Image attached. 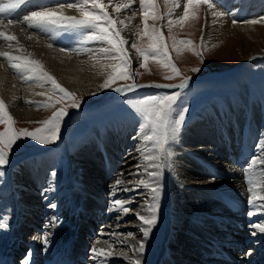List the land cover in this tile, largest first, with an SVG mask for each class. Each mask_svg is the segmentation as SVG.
I'll return each instance as SVG.
<instances>
[{
  "label": "bare ground",
  "instance_id": "1",
  "mask_svg": "<svg viewBox=\"0 0 264 264\" xmlns=\"http://www.w3.org/2000/svg\"><path fill=\"white\" fill-rule=\"evenodd\" d=\"M213 1L222 10L231 13V17L235 16L241 21L264 16V0ZM55 2L32 0L33 5H51ZM125 2L114 0V3L122 5ZM136 2L132 0L131 8L121 10L132 12V17L114 18L123 20L127 25L117 23L121 36L127 41L125 48L129 56L133 49L131 45L138 40L139 28L136 24L143 17V12H137L134 7ZM220 8L217 7L219 11ZM107 9L114 12L112 6H107ZM32 10L38 9L29 5L25 14ZM198 13V19L186 23L189 27L200 24L198 38L216 43L214 48L261 34L256 31V26L248 27L243 23L234 25L230 16L217 17L213 23L214 18L205 6ZM63 15L79 16V13L76 9H65ZM0 19H3L2 15ZM0 30L15 35L18 40V43L11 42L12 47L0 40V51L20 56L31 54L28 58L39 60L45 70L75 96L100 93L105 89L100 85L107 73L111 72V62L106 59L107 54L101 51L107 47L103 42L81 43L80 37L63 30L41 32L22 23L9 26L6 20L0 25ZM20 48L23 51H18ZM263 53L255 48L243 55V61ZM50 96H53L50 84L24 79L21 73L10 67L6 58L0 57V98L11 116L32 122L40 116L38 112H42L43 107L38 108L37 105L48 103ZM242 99L235 105L230 99L219 101L217 105L211 103L200 113L198 119H203L200 121L202 123L193 122L171 145L172 152L177 151L178 155L171 158V168H163L158 181L148 175L154 169L143 158L152 145H147L139 156L135 151L137 139L134 137V126L122 127L115 122L107 126L105 132L96 130V134L89 138L91 143L79 150L78 157L73 158L71 154L70 182L66 183L50 174L51 157L42 159V164L36 161L31 165L23 164L20 167L29 174L31 168L39 169L38 175L31 174L27 178L23 174H15L10 189L0 194V228L3 227L0 229V251L4 249L15 256V264H25V261L28 263L32 259L37 264H134L136 259L146 264L148 256L145 257L144 250L139 252L140 243L146 248L147 238L143 236V229L139 230L143 236L140 242L116 233L127 227L121 226L124 220L138 218L135 213L145 215V212L141 213L142 209L146 210V206L151 204V199H148L151 188L138 184L139 180H144L152 186L169 185L171 207L175 209L174 206L178 205L184 209L183 213L178 214L179 221L182 220L179 226L175 227L174 222L171 226V222L168 223V239L159 264H264V234L249 226L252 221H260L261 217L259 214L248 215L253 208L248 203L250 193L245 175L251 166V159L262 153L259 145L264 142V109L254 103L250 105L252 100L245 92ZM224 111L232 112L222 115ZM211 115H218V118L208 120ZM96 157L97 162H94ZM100 159L101 163L98 164ZM260 172L261 166L258 165L252 169L251 175L257 178ZM117 180L122 183L117 185ZM170 182L180 185L182 197L172 195ZM113 190L115 196L112 195ZM116 198L130 201L126 206L135 210L139 208V211L132 210L125 214L111 210V203ZM51 204H55L56 208L50 207ZM188 209L193 213L186 216ZM187 219L189 222L182 226ZM113 226H117V229H112ZM86 231L90 233L89 238ZM252 231L257 234L252 235ZM177 232L184 233V239H180L178 244ZM244 235L249 237L244 238ZM64 241L66 243L63 245L69 247L62 248L70 257L67 262L59 263L58 252ZM251 244L254 246L248 249ZM109 246L113 252L111 257L93 258V247L108 250ZM121 252L126 255H119Z\"/></svg>",
  "mask_w": 264,
  "mask_h": 264
},
{
  "label": "rangeland",
  "instance_id": "2",
  "mask_svg": "<svg viewBox=\"0 0 264 264\" xmlns=\"http://www.w3.org/2000/svg\"><path fill=\"white\" fill-rule=\"evenodd\" d=\"M106 1L107 0L105 1L103 0V2L106 5V11L113 18H117L120 16L132 17L131 15L133 13L132 12L130 13L128 11L116 12L114 10L113 13L109 12L107 9ZM146 2L152 6L148 8L146 14L143 12L142 14L143 17L140 20H138L136 25L138 26L139 29H141L142 21L144 20V17L146 15L147 30L145 31L142 38L138 36V40L136 44L142 48L151 47L153 44L152 37L156 32H158L161 37V42L157 43L155 46L157 49L162 48L167 51L168 53L167 59L171 61L172 64L175 65L177 71L174 72L173 69L169 67V65L165 62L162 56L150 55L146 62V66L142 67L141 64L144 63L143 58L140 57L133 48L132 51H130L131 55L128 57L131 63L129 67L126 69V71L129 73V78L126 79L117 78L114 81L115 85L113 84L109 90H107L106 88L103 89L100 93L89 94L87 96L76 95L74 98L79 101V105H80L79 108L70 107L69 105L71 104V99H64L61 103H57L55 107H47L45 109L42 108L41 110L42 112H38L40 116L36 118L37 120L35 119L32 122L31 121L29 122L24 118H22L23 120L19 119V116H15V117L12 116L16 121L14 125L16 129H27L29 131H33L36 128L42 126L41 123L39 122L50 119L55 111L61 108H64L67 111V115H65L62 118L60 130L58 133V138L55 139L52 143L41 144L39 143V141L32 140L31 138H22L16 142V144L13 146V149L9 152L8 164L0 166V172H1L0 194H2L3 192H7L8 189H10L11 180L15 174H17L18 176L20 174H23L27 178H29V175L31 174L35 176L38 175L39 169L35 167H33L32 169L30 167L31 174H29L28 172H26V170H23V168H21L20 166H22L23 164L31 165V163H35L34 159H39L36 161V163L39 164L41 161L43 162V160L45 159L44 157L46 156L52 157L50 159H52L53 164L49 169L51 174L56 177L58 176L57 178H60V180L66 183L70 182L69 180H71L72 173L68 169H66L69 162L67 160L68 155L71 156L72 154L73 158L78 157V152L80 153L79 150H81L85 145L82 144L80 148L81 143L85 139L90 137L91 133L94 132V130H96L99 125H105L99 130L101 132L102 131L105 132L107 131L106 130L107 126L111 125L114 121L120 122V121L132 120L131 122L118 123V125L122 127L123 125L135 126L134 123L136 122L138 129L134 128L135 130L134 137L135 139H137L136 141L137 147L135 151L136 152L138 151V155H139L141 148L145 149L144 142L142 140L143 133H141V125L138 126L139 120L141 122L142 120L129 108V106L125 103V101L129 98L140 99L152 95L172 94L177 92V90L174 89L178 87L166 88L173 90H165L156 87H137L134 91H128L125 93L116 92L114 90L116 87H124L131 85L133 83L137 85H146V86L156 85V84L179 85L184 81L185 78H190L188 82L196 78L201 79V81L196 82L191 87L188 86L184 89H180L182 93L180 99L178 100V103L182 101L183 102L182 106L186 107L188 111L187 113H185V121L179 131L177 139H180L182 134L185 133L187 128H189V126L192 125L193 122H200L203 120V119L199 120L198 117L200 116V113H202L203 111H205L207 108L210 107L209 105L211 103L213 105H217L216 103L219 101L222 100L225 101L224 99L227 100L230 99L233 100V104L235 105V102L237 103L240 100L241 101L243 100L242 93L245 92L247 93L249 100H252L250 101V105L254 103V105L257 104L261 107V109H264V53L250 57L247 60L243 61V55L248 54L251 50L255 48H259V51L264 52V22L256 23V24L247 23L250 20L251 21L261 20L262 18H264V16L261 17L256 16L252 19H249L248 21L246 19H243L241 21L239 19H236L235 16H232L234 18L233 19L230 16L232 15L231 13L222 10L219 7V5L216 4V2L212 1L217 5L218 8H220L222 12L225 13L226 17L230 16L232 21L236 20L237 23L240 24L243 23L244 26H248V27L256 26L257 28L256 31L257 32L259 31V33L261 32V34L254 35L251 38L245 37L243 40H241V42L235 41L233 43L231 41L233 44L229 42L226 46L221 45L219 47L214 48L213 46L216 43L215 44L208 43L203 38L200 37L198 38L200 31L199 29L200 24H197V26L195 27H189L187 24L188 22L198 19L199 17L198 12L202 10V8L204 7L203 4L194 3L193 6L188 9L189 16L184 20L182 25L176 23L169 25L168 23L169 12H172L171 18L173 20L179 18V16H181L180 14H182L184 11L186 0H169V1L146 0ZM176 3H178L180 6L174 7V4ZM134 7L135 9H137L136 10L137 12L141 11L139 7V0H137V2L134 3ZM170 28H171V32L169 31ZM182 40H190L193 43L191 45L181 46L179 44V41ZM177 48H180L179 52H177ZM224 54H226V56ZM230 58H234V59L230 60ZM194 68H199L200 70L198 72L192 71V69ZM230 72H232V74L229 76L228 74ZM224 76L226 78H223ZM166 77H174V78H166ZM218 79H223V81ZM227 106H229V103H227ZM227 106L225 108L229 110V107ZM226 112L231 113L232 111H224L221 114L225 115ZM212 118L217 119L218 115L216 116L211 115L209 116L208 120ZM201 123L202 122L196 124H201ZM115 124L117 123L115 122ZM5 128H6L5 124H0V132L4 131ZM145 132H147V130H145ZM94 135H92L91 138ZM139 135H141V137ZM90 139H87V141H89ZM54 143L59 144L57 150H61V154L62 151H65L66 157L65 155L60 156V152L58 151L55 152H53L52 150L47 151L49 146H51ZM35 153H39L40 156L34 158L33 155ZM177 155H178L177 151H174L172 157L175 158ZM60 160L65 161V163L67 164L66 168H64L66 173L65 174L63 173L64 174L63 176L59 171L61 170V168L55 166L56 161H60ZM42 162L40 164H42ZM71 164L72 162L70 161V166ZM54 168H57L58 170H55L53 173ZM12 171H14V173H12L11 175ZM27 171H29V168H27ZM170 183L172 185L171 192L173 193L171 194L174 197L176 196L179 198L182 197V188L180 187V185L174 184L173 182ZM159 188H160V192H159L158 201H153L152 193H150L151 190H149L148 192V194H151V197H149L148 199H151V203H158L159 210L157 213L158 215L157 224L155 225V227L152 228L150 234L148 235L149 238L146 237L147 239H145V243H146V248L144 249L145 257L148 256V261L146 262V264H157V262L159 264L160 262L159 258H161L160 255L163 253L168 239V233H167V230L169 228L168 223L171 222L170 224L171 226L173 225L174 222L175 227L179 226L182 220L181 222L179 221L178 214L183 213L184 211V209L180 208V206L178 205L174 206L175 209L171 207L172 206L170 203L171 199H169L170 198L169 185H164V186L161 185L159 186ZM181 205H185V204L182 203ZM132 210L135 209L133 208ZM136 210L139 211V208ZM144 212L145 214H150L147 213L145 209H142L141 213ZM192 213L193 211L191 209H188V211L185 214L186 216H188L191 215ZM188 222L189 219H187L186 222L182 224V226H185L186 223ZM121 224H120L121 226L123 227L127 226V227L125 228L120 227L122 230L121 232L117 231L116 232L117 234L122 233L123 237L125 236L131 237L129 238L130 240H136L139 242L141 241L143 236H141L139 230L140 228L142 230L144 225L137 217L128 218V220H124ZM95 227L98 228L99 226L96 225ZM102 227H104V225ZM112 229H117V226H113ZM183 231H185V229H183ZM45 233L47 234V232H44V234ZM129 233H131V235H128ZM181 233L183 232L176 233V239H178L177 244L179 243L180 239L182 238L184 239V233L182 237H181ZM248 237H249L248 235H244V238H248ZM253 246L254 245H249L248 249H250V247Z\"/></svg>",
  "mask_w": 264,
  "mask_h": 264
},
{
  "label": "snow or ice",
  "instance_id": "3",
  "mask_svg": "<svg viewBox=\"0 0 264 264\" xmlns=\"http://www.w3.org/2000/svg\"><path fill=\"white\" fill-rule=\"evenodd\" d=\"M194 3L203 4L206 7V11L211 12L214 18L213 23H215V18L225 15L224 12L217 9V5L213 3L212 0H186L183 15L179 18L173 20L171 18L172 12H169V25L173 23L182 25L184 20L189 16L188 9L191 8ZM131 4L132 0H126L123 5L121 3H114V0H107V6L114 7L116 12H120L122 8H131ZM29 5H32L33 8L38 10H32L30 13L25 14V10ZM150 6L152 5L147 3L146 0H139V7L145 14ZM179 6L178 3L174 4V7ZM65 9H76L79 16H65L63 15ZM0 15L3 16V19H0V25H3V21L6 20L9 26L15 23H22L30 29L39 30L41 32L58 29L69 32L74 37H80L81 43L99 41L106 44L107 47L102 48L101 51L107 54L106 59L111 62V72L107 73L106 79L103 84L100 85L101 88L112 87L113 82L117 78H129V73L126 69L129 67L131 61L128 58L129 53L125 48L127 41L121 36L120 30L116 27L117 23L125 27L127 25L123 20H115L110 16L106 11V5L103 0H74V2L56 0V2L51 5H33L32 0H0ZM261 22H264V18L261 20L248 21L247 23L256 24ZM232 23L235 25L237 21L233 20ZM146 30L147 16L145 15L142 21V28L138 30V36L142 38ZM169 31L171 32V28ZM0 40L7 43L9 47H12V41H17L18 43L15 35L4 30H0ZM152 40L153 44L149 48L139 47L135 43L131 45L136 53L143 58L144 63H142L141 66H146V62L150 55L162 56L169 67H171L174 72L177 71L175 65L167 59V51L162 48L157 49L155 46L157 43L161 42V37L158 32L153 35ZM192 43L193 42L190 40L179 41L181 46L191 45ZM18 51H23V49L20 48ZM61 51L71 50L61 49ZM179 51L180 48H177V52ZM30 56L31 54H28V56H20L12 55L6 51H0V57L6 58L10 67L21 73L24 79L38 80L50 84L53 96L48 97V103L38 104V108L55 107L57 103H61L64 99H71L70 107L79 108V101L74 98L75 94L62 87L57 82L56 78L45 70L43 64L39 60L28 58ZM199 70V68L192 69V71L196 72ZM189 79L190 78H185L179 85L156 84L146 86L133 83L124 87H116L114 90L118 93H125L134 91L137 87H178L184 89L188 87ZM180 96V92H175L165 95H152L140 99L129 98L125 101L129 108L142 120L141 133H143L142 140L144 146L146 148L147 145H152V149L148 151L143 158L149 162L148 166L154 169L149 172L148 175L156 178L157 181L162 176L164 167H172L171 158L173 152L171 145L176 141L179 131L185 121V113L188 111L186 107L182 106V101L178 103ZM29 103H31V101H29ZM65 115H67L66 109L61 108L55 111L50 119L39 122L42 126L33 131L16 129L14 127L16 123L15 119L9 114L8 107L4 100L0 98V124L6 125L5 130L0 132V166L8 164L9 152L13 149L16 142L22 138H31L32 140L39 141L41 144L52 143L58 138L62 118ZM145 130H147V132H145ZM259 147L262 153L260 156L251 159V166L246 170L245 175L248 181L247 191L250 193L248 203L252 205L253 208V210L249 211L248 215L256 216L259 214L261 217L260 221H252L249 226L251 229L258 230L259 233L264 234V142H262ZM141 151L143 152V149H141ZM258 165L261 166V172L259 177L254 178L251 172L252 169ZM121 183L122 181L120 180L116 181L117 185ZM138 184L146 188L150 187L153 201H158L160 192L158 184L157 186H152L144 180H139ZM123 190L131 191V189ZM112 195H116L115 190H113ZM129 203L130 201L116 198L111 203V210L127 214L132 211L130 207L126 206ZM50 207L56 208V205L51 204ZM158 210V203H151L148 204L146 208L147 213L150 214L141 215L140 213H135L144 225V237H147L152 228L157 224ZM251 234L256 235L257 232L252 231ZM128 235H131V233ZM143 250L144 244L140 243L139 252L142 253ZM91 252L93 253L94 259L97 257L108 258L113 255L111 246H109L108 250L93 247ZM119 255L126 254L121 252ZM25 264H27V261H25ZM134 264H141V262L139 259H136Z\"/></svg>",
  "mask_w": 264,
  "mask_h": 264
},
{
  "label": "water",
  "instance_id": "4",
  "mask_svg": "<svg viewBox=\"0 0 264 264\" xmlns=\"http://www.w3.org/2000/svg\"><path fill=\"white\" fill-rule=\"evenodd\" d=\"M236 70V69H235Z\"/></svg>",
  "mask_w": 264,
  "mask_h": 264
}]
</instances>
